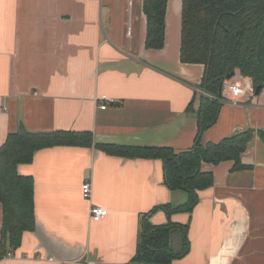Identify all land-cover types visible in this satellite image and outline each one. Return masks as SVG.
<instances>
[{
    "label": "crops",
    "instance_id": "0c3cea01",
    "mask_svg": "<svg viewBox=\"0 0 264 264\" xmlns=\"http://www.w3.org/2000/svg\"><path fill=\"white\" fill-rule=\"evenodd\" d=\"M144 0H0V146L23 124L36 132H90L96 144L194 147L205 66L181 60L183 0H168L162 48H147ZM131 33L128 34V28ZM242 82L255 89L251 78ZM238 77V76H237ZM106 95V109L98 100ZM191 110H188V107ZM254 130L234 162L203 164L214 184L189 211L165 204L188 193L165 181L161 158L124 156L95 145L36 151L18 172L34 179L36 227L0 264H132L143 225H178L171 264H264V87L222 102L202 143ZM90 181L89 198L82 184ZM93 205L108 209L100 221ZM3 206L0 203V242Z\"/></svg>",
    "mask_w": 264,
    "mask_h": 264
},
{
    "label": "trees",
    "instance_id": "16d2710c",
    "mask_svg": "<svg viewBox=\"0 0 264 264\" xmlns=\"http://www.w3.org/2000/svg\"><path fill=\"white\" fill-rule=\"evenodd\" d=\"M167 2H143L147 48H162L165 44ZM181 60L205 66L201 86L207 95L202 97L196 111L199 130L196 143L189 150L178 153L169 147L96 144L90 132H36L23 124L7 135L0 146V203L3 206L0 257L20 245L24 231L36 227L34 179L20 174L18 165L30 163L40 149L55 145H95L113 154L163 159L167 186L188 193L184 203L162 205L168 214L190 212L199 200L198 192L214 184V174L203 169L204 163L217 165L231 160L234 170L245 169L241 154L254 130L207 144L202 143L201 137L216 120L223 102L222 86L229 74L234 77L239 70L243 77L251 78L254 87L264 83V0H183ZM257 133L264 142V130ZM177 226L144 223L143 241L132 264H171L177 254L171 248L170 239L172 229Z\"/></svg>",
    "mask_w": 264,
    "mask_h": 264
},
{
    "label": "built area",
    "instance_id": "2783aa9c",
    "mask_svg": "<svg viewBox=\"0 0 264 264\" xmlns=\"http://www.w3.org/2000/svg\"><path fill=\"white\" fill-rule=\"evenodd\" d=\"M131 33V27L128 28V34ZM253 87L244 85L242 82H232L231 79H227L224 81L222 86V99L224 102H230L233 104H237L241 98L248 96L250 93L253 94ZM103 100L104 103L100 104L102 109H106L108 102L106 101L112 100L106 95H102L100 99ZM92 192V184L90 181H85L82 184V194L85 198H89ZM108 209L106 207L100 205H93L90 209L91 219L94 221H100L108 215ZM8 254H11L9 252Z\"/></svg>",
    "mask_w": 264,
    "mask_h": 264
},
{
    "label": "water",
    "instance_id": "95a60500",
    "mask_svg": "<svg viewBox=\"0 0 264 264\" xmlns=\"http://www.w3.org/2000/svg\"><path fill=\"white\" fill-rule=\"evenodd\" d=\"M232 77H233V74H229V75L227 76V79H231ZM263 87H264V83L257 85V86L255 87V89H254V93H255L256 95H259Z\"/></svg>",
    "mask_w": 264,
    "mask_h": 264
},
{
    "label": "rangeland",
    "instance_id": "374dc122",
    "mask_svg": "<svg viewBox=\"0 0 264 264\" xmlns=\"http://www.w3.org/2000/svg\"><path fill=\"white\" fill-rule=\"evenodd\" d=\"M236 71H238V73L240 74L239 70H236ZM240 75H241V74H240ZM240 75H237L238 77L236 76V78H234V80L239 79Z\"/></svg>",
    "mask_w": 264,
    "mask_h": 264
}]
</instances>
